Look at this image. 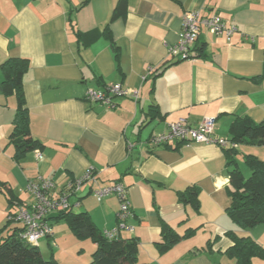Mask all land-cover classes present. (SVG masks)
<instances>
[{
	"label": "crops",
	"instance_id": "1",
	"mask_svg": "<svg viewBox=\"0 0 264 264\" xmlns=\"http://www.w3.org/2000/svg\"><path fill=\"white\" fill-rule=\"evenodd\" d=\"M119 1L0 0V67L9 59L27 60L22 90L29 131L42 146L14 160L9 136L17 102L0 93V229L22 228L7 223L17 208L9 206L8 192L29 206L34 200L25 191L28 181L51 180L54 199L91 169L95 182L69 198V209L87 213L101 233L111 231L118 200L109 195L98 201L94 191L122 184L132 232L118 237L137 240V264H234L225 255L232 246L228 232L264 249V226L241 230L226 216L231 198L225 149L145 144L178 120L195 127L213 118L214 134L225 139L236 118L264 120V0H123L115 13ZM189 11L202 20L217 16L236 31L227 40L200 26L194 58L174 59L169 49ZM113 84L137 92V100L115 98L110 110L84 101L87 90ZM236 150L245 178L244 157L264 161V145ZM188 187L199 191L198 213L177 199ZM55 219L47 220L52 235L41 239L55 248L72 244L70 230ZM162 223L179 236L192 234L160 253ZM88 249L91 261L95 245ZM251 264H264V254Z\"/></svg>",
	"mask_w": 264,
	"mask_h": 264
},
{
	"label": "trees",
	"instance_id": "2",
	"mask_svg": "<svg viewBox=\"0 0 264 264\" xmlns=\"http://www.w3.org/2000/svg\"><path fill=\"white\" fill-rule=\"evenodd\" d=\"M122 2L123 0L119 1L115 13L117 11L120 13L118 8ZM191 51H195V46ZM199 53H201L200 50ZM190 57L194 58L193 55ZM28 67V62L25 59H9L0 67L2 74L0 93L4 96L14 95L17 102L12 131L9 136V142L14 149L13 158L15 161L22 159L34 150L42 149V146L31 138L29 118L25 108L22 77ZM229 135V140L237 146H263L264 120L260 123H253L247 118H236L229 127ZM236 149L224 150L229 176L228 195L231 198V204L225 213L238 229L249 230L257 226H264V161H259L252 156L244 157V164L249 170V176L245 178L237 167ZM4 187L5 185L0 183V189ZM198 195L199 191L196 188L188 187L185 191L177 194V199L198 213ZM18 202L8 192L9 206H23ZM55 220L64 222L77 240H89L95 245L91 261L88 264H137L138 242L135 238L105 239L103 233L97 229L90 216L85 212L75 214L67 209L59 213ZM7 223L11 224V221ZM22 232L23 228L18 225L10 229L8 226L0 229V264H59L52 256L49 260H44L37 246H31L22 241L20 238ZM190 232L179 236L168 225L162 223L160 229L162 242L157 244L159 252H166L181 239L192 234ZM227 237L231 240L232 246L225 251V255L234 264H251L253 258L264 254V249L249 237H238L234 232H228Z\"/></svg>",
	"mask_w": 264,
	"mask_h": 264
},
{
	"label": "built area",
	"instance_id": "3",
	"mask_svg": "<svg viewBox=\"0 0 264 264\" xmlns=\"http://www.w3.org/2000/svg\"><path fill=\"white\" fill-rule=\"evenodd\" d=\"M200 26H204L210 35L224 36L227 40L236 31L234 27L225 26L217 16L202 20L198 12H186L181 19L178 43L169 49V55L172 58L181 61L192 58L190 57L191 50L197 43ZM118 97L136 101L138 93L124 90L119 84L106 85L103 89L87 90L84 101L102 105L110 110L114 107L113 100ZM214 128L215 119L213 118H204L195 127L188 125L184 120H178L167 125L164 133L150 135L145 144L150 148L166 145L170 142H179L184 145H212L221 149L237 148V145L229 139L216 136ZM36 160H42L39 151L36 152ZM90 182H95V177L93 171L88 169L82 175L70 181L58 197L53 199L50 196V191L54 188V183L51 180L28 181L25 185V191L33 196L34 201L29 206L17 207L14 213L9 214L8 221L22 225L21 240L31 246H37L41 238L52 235L47 223L50 215H58L69 209V198L77 193L83 185ZM109 195H114L118 200L117 224L111 231L104 232L103 237L112 240L117 238L121 231L132 232V227L127 223L131 211L127 189L122 184L115 183L94 191V196L98 201Z\"/></svg>",
	"mask_w": 264,
	"mask_h": 264
},
{
	"label": "rangeland",
	"instance_id": "4",
	"mask_svg": "<svg viewBox=\"0 0 264 264\" xmlns=\"http://www.w3.org/2000/svg\"><path fill=\"white\" fill-rule=\"evenodd\" d=\"M49 223H56L55 220H50ZM61 225L68 228L67 225L60 221ZM69 229V228H68ZM58 242V241H57ZM58 247H51L46 243L45 239H41L37 246L39 247V251L44 260H49L52 255H54L55 259L61 264H88L90 263V255H89V246L91 245V241L89 240H77L75 237L72 238V244L63 243L59 245V242L56 243ZM60 252H56L57 250ZM84 250V251H82Z\"/></svg>",
	"mask_w": 264,
	"mask_h": 264
},
{
	"label": "water",
	"instance_id": "5",
	"mask_svg": "<svg viewBox=\"0 0 264 264\" xmlns=\"http://www.w3.org/2000/svg\"><path fill=\"white\" fill-rule=\"evenodd\" d=\"M50 217L51 218H56L57 217V214H52Z\"/></svg>",
	"mask_w": 264,
	"mask_h": 264
}]
</instances>
